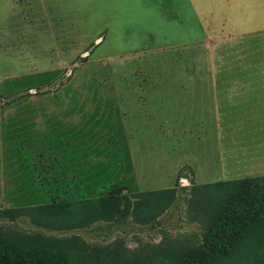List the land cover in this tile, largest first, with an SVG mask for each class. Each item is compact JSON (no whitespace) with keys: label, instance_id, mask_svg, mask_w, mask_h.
Returning <instances> with one entry per match:
<instances>
[{"label":"rangeland","instance_id":"obj_1","mask_svg":"<svg viewBox=\"0 0 264 264\" xmlns=\"http://www.w3.org/2000/svg\"><path fill=\"white\" fill-rule=\"evenodd\" d=\"M174 2L0 0L3 245L173 264L221 207L218 184L264 178V109L238 88L208 127L173 134L176 81L246 79L238 50L222 69L218 40L173 36ZM55 202L76 207L56 220L17 212Z\"/></svg>","mask_w":264,"mask_h":264},{"label":"crops","instance_id":"obj_2","mask_svg":"<svg viewBox=\"0 0 264 264\" xmlns=\"http://www.w3.org/2000/svg\"><path fill=\"white\" fill-rule=\"evenodd\" d=\"M173 4V36L218 40L221 52L218 64L222 69L237 50L246 60L242 70L245 80L229 79L230 72L223 71V77L218 79H182L173 84V134L191 136L200 122L208 127L205 116L219 119L221 110H230L228 97L237 88L239 97L254 100L253 107L257 104L264 109V0H175ZM190 157L193 162H205L207 153Z\"/></svg>","mask_w":264,"mask_h":264},{"label":"trees","instance_id":"obj_3","mask_svg":"<svg viewBox=\"0 0 264 264\" xmlns=\"http://www.w3.org/2000/svg\"><path fill=\"white\" fill-rule=\"evenodd\" d=\"M202 188L209 189L210 186L194 189ZM214 192L219 198H224L221 207L210 211L207 226L201 233L202 240L183 249L173 264H264V178L223 182L215 187ZM154 194L157 193L144 196ZM225 194H228L227 197H224ZM75 207V204L55 202L18 209L17 212L33 215L35 219L56 220L64 211H71ZM45 257L0 242V264H88L83 257Z\"/></svg>","mask_w":264,"mask_h":264}]
</instances>
